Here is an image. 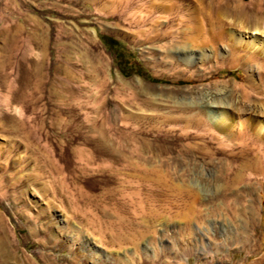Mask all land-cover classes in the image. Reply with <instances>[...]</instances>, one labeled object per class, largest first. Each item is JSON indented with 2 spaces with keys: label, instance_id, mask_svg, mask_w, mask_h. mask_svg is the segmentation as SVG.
I'll return each instance as SVG.
<instances>
[{
  "label": "rangeland",
  "instance_id": "1",
  "mask_svg": "<svg viewBox=\"0 0 264 264\" xmlns=\"http://www.w3.org/2000/svg\"><path fill=\"white\" fill-rule=\"evenodd\" d=\"M126 1L0 0V236L14 254L32 256L31 264L96 263L79 248V235L101 249L96 264H264V175L231 186L236 150L180 129L187 115L193 120L194 103L210 104L221 119L255 121L262 108L253 94L264 90L260 54L227 37L232 48L225 58L185 65L183 43L204 44L191 12L215 0L183 3L182 22L158 18L156 32L167 38L153 39L146 30L140 36L134 23L146 1L129 0L125 8ZM156 1L164 4L156 15L167 14L170 1ZM224 18L241 28L233 14ZM233 84L237 90L228 91ZM100 135L161 181H129L127 163L111 158ZM259 161L264 167V156ZM51 185H63L93 219L53 200ZM50 199L54 209L47 210ZM18 209L34 217L44 211L32 223L35 232ZM59 219L68 221L73 244L55 226ZM2 256L0 264H24L17 256L3 263Z\"/></svg>",
  "mask_w": 264,
  "mask_h": 264
},
{
  "label": "bare ground",
  "instance_id": "2",
  "mask_svg": "<svg viewBox=\"0 0 264 264\" xmlns=\"http://www.w3.org/2000/svg\"><path fill=\"white\" fill-rule=\"evenodd\" d=\"M128 1H126L125 4ZM137 1H139V0H137ZM145 1L147 3L148 7L145 8V7H143L144 6L143 5L142 6L144 8L143 11H141L142 7L141 8L139 7L140 8L138 10L139 13H136L137 18L135 19L134 23L138 27L137 31L140 34V36H142L141 34H144V31L146 30V31L153 32L152 35H150L151 34L150 32H149L150 33L149 35H146L147 38L151 37L153 39L155 37H159V35H160V37H166L167 38V35L164 34V32H156L155 26L158 25L157 24V21L159 20L158 18H162V17H163V19L165 18L164 21L166 22V25L173 24V22L179 21L181 19L183 10L186 9L184 7L183 3L188 2L189 0H169L170 2L168 4H166V6H168L166 9H168V8H171V9H169V11H164L165 13H167L164 16L163 15L160 16V14L156 15V13H157L156 10H158V9H156V7L158 8L159 6H161V5L163 6L164 4L157 2L156 0H144L143 2H145ZM121 3H119V4H121ZM130 3H131V1H129L128 5L126 4V7L125 6L124 7L127 8V7L131 6ZM140 4H142V3L140 2ZM135 5H136V0H133V6H135ZM137 6H138V4H137ZM261 6H262L261 0H251L248 3H243L240 0H215V2L212 3L211 8H210V5L208 3H200V7L199 8L197 7V13L192 14V12H191V15H192L191 18L196 19L198 25L200 26L201 33H202L203 39H204L203 40L204 44H200V45L195 46L191 42L185 41L183 43V47L180 48V50H181L180 60L183 63H185V65H186V64H193L198 60L202 61L203 59L209 58L212 56L224 57L228 52H231L232 47L228 43V38H227V37H229V39L232 41V44L238 45V46H243L249 55H253L254 53H257L258 55L260 54V58L258 60H256V63L260 66V68L261 67L263 68L264 67V55H263L264 54V9H262ZM125 8H124V10H125ZM186 10H188V9H186ZM186 10H185V13L187 12ZM135 11H134V13H135ZM227 12L233 14V16L235 17V21L236 20L238 21V25H236V26H241V28L235 29L234 27H232V28L229 27V26H233V25H232V23L225 22V20H224L225 19L224 17L227 14ZM185 13H184V15H185ZM182 18H184V17H182ZM226 20L228 21L227 18H226ZM146 23L149 26L148 28H145L146 26L143 27V24H146ZM158 23H160V22H158ZM177 24H179V22ZM248 25H250V26H248ZM227 26H228V28H226ZM143 37H145V35ZM197 39L201 40L202 36H200V37L198 36ZM197 39H196V41H197ZM174 41H176L174 39V37H173V39H170L169 40V46ZM219 43H222L223 47L220 46V49L218 50L217 48H215V45H217ZM175 45L176 44H174V46ZM196 47L198 48L197 50H196ZM33 61H34L33 62L34 66H36V67L39 66L37 60H33ZM40 64H41V62H40ZM251 65H252V63H251ZM251 65H248V67L246 69V72H249L250 74L253 71L251 69ZM192 78H194V80H196L195 75L193 77H191V79ZM215 83L221 84L222 81H215ZM232 86L233 87L231 89H229L228 91L234 92L237 90L236 89L237 87L235 84H233ZM263 87H264V82H263ZM262 91L263 92L261 94H257V93L253 94L254 96L258 97L259 106L262 108V111L257 114L258 118L255 121H249L246 123V125H244V124L242 125V123L238 122L237 119L235 120V118L231 117L228 120L227 118L229 116L227 118L225 117L224 119H221L220 117H218V114H217L218 112L215 109H213L210 104L206 105V107H203L202 105H200L198 103H194L193 106H195V108H196V111H195L196 115L194 114L193 120H189L188 117H190V116L187 115L188 117L186 118L187 119L186 122H188V123H185L187 125H185V127H182L183 126L182 125L181 126L182 128H180L181 131L187 135L188 134L189 135L190 134H192V135L200 134V136H203V134L201 133V132H203V133L207 134V136L209 135L211 139L216 140L219 144V147L222 148V147H224V145L225 146L228 145L231 150H233V151L236 150L235 155L239 158V164L236 165V167H234L233 171L230 174V177L228 178L230 185L233 187L236 185H239V184L250 183L252 180H254V178H256V176L258 177L259 174H260V176L264 175V167L261 165V163L259 161L261 159V157L264 156V90H262ZM222 113H224V112H222ZM226 115H228V114H226ZM235 126H238L239 130H234ZM215 127L218 128V130H220L223 133V137H218L216 135V133L214 132ZM189 128L193 129V131H191V130L189 131ZM97 141L99 142V144H101L102 146H104L107 149L106 151H108V154L115 161L123 160L127 163V166L132 171V173L128 174V176L130 177L129 181L135 179V181L137 180L138 182H142V181L148 182V183L152 182V184L154 182L158 183L159 181H161L160 179L162 177L160 178V175H159L160 173H155L153 171H143L144 168L142 169V167L139 164H137L136 161L133 160V155L129 156L125 153L122 154L121 153L122 151L118 150L114 145H112L110 143V139L108 137H105V135H103V136L100 135L98 137ZM230 152H232V151H230ZM106 154H107V152H106ZM41 159H43V158H41ZM44 162L45 161H43V163ZM47 162H48V160H47ZM49 163H51V162H48L46 164L49 165ZM42 166H44V165H42ZM133 170L135 172L140 171V173L138 172L137 174L133 175ZM48 181H49V179H48ZM53 181H54V179H53ZM157 185H159V184H157ZM49 193H50L49 195L52 196L53 200L57 198L58 200L64 201L74 216L80 217L81 219H84L86 222L93 219V218L90 219V218L85 216L86 213L84 212V210L82 211V208L80 207V206H82V205H80V204H82L80 202L81 200L77 201V199H73L72 197L67 195L66 190L63 187V185H61L59 187H55L54 185H51L49 187ZM77 198H78V196H77ZM52 199H50L47 203V207H46L47 210H48V208L54 209V203H53ZM78 200H79V198H78ZM17 201H19V200H17ZM19 202H17V204ZM22 203H23V209H26L25 201ZM18 211H20V212H18L20 215L23 214L22 210L18 209ZM43 212H44L43 210H40L38 213H36L38 215L35 217L31 216L30 214H26V215L23 214L26 217L27 222L31 224L30 225V232L31 233L35 232V230H36V228L35 229L33 228L32 223L37 218H40L41 214ZM217 214L220 215V212H217ZM56 217H57V215H56ZM117 218L120 219V217H117ZM1 221L2 222L4 221L3 218H1ZM119 221H121V220H119ZM58 222L59 223L61 222V223L59 224ZM46 223L47 222L42 223V224L47 229H49L48 228L49 225H47L49 223H47V224ZM56 225L65 233V236H64L65 240L69 241V243L71 244L74 238H73L72 234H70V235L67 234L69 232L68 221L64 222L61 219H59V221H57V224H55V226ZM45 233H46V231H45ZM77 238H78L79 248L82 251L88 252L92 257L95 255L93 257L94 258L93 260H95L96 263H99L102 261V260H100V257H101L100 255H103V253L100 252L101 251L100 248H98L96 245H94V243L89 241V239H86V237L83 235H79V237H77ZM40 241H41V239L38 238L37 242H40ZM7 242H8V240H7V238H5V236H3V235L0 236V252L5 257V261L3 260L4 261L3 263L12 262L11 260L14 258L16 259V256H17L16 262L24 263V264H31V262L33 263L32 256H29L25 252L17 253V251L15 250V254H14L13 250L11 249V247L9 246V244ZM41 254L43 257L46 258L47 262H49V263L54 262L51 260L52 258L50 256H48L45 252H41ZM96 263H94V264H96Z\"/></svg>",
  "mask_w": 264,
  "mask_h": 264
}]
</instances>
